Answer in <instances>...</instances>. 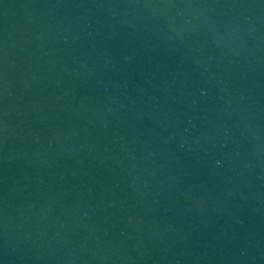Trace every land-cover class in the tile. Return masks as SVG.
<instances>
[{"label":"water","instance_id":"obj_1","mask_svg":"<svg viewBox=\"0 0 264 264\" xmlns=\"http://www.w3.org/2000/svg\"><path fill=\"white\" fill-rule=\"evenodd\" d=\"M0 264H264V0H0Z\"/></svg>","mask_w":264,"mask_h":264}]
</instances>
